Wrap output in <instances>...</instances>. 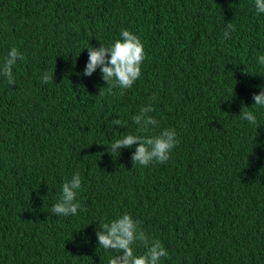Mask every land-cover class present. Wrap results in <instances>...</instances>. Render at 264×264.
<instances>
[{
  "label": "trees",
  "instance_id": "obj_1",
  "mask_svg": "<svg viewBox=\"0 0 264 264\" xmlns=\"http://www.w3.org/2000/svg\"><path fill=\"white\" fill-rule=\"evenodd\" d=\"M122 30L146 58L132 88L108 94L99 69L83 75L86 48ZM12 47L24 59L15 85L0 75V264H108L117 253L96 231L125 213L162 242L160 264H264V108L252 98L264 87V13L254 0H0V65ZM148 105L158 126L145 133L132 117ZM165 128L179 144L163 164L133 166L138 145L107 150ZM77 172L81 208L52 213Z\"/></svg>",
  "mask_w": 264,
  "mask_h": 264
},
{
  "label": "clouds",
  "instance_id": "obj_2",
  "mask_svg": "<svg viewBox=\"0 0 264 264\" xmlns=\"http://www.w3.org/2000/svg\"><path fill=\"white\" fill-rule=\"evenodd\" d=\"M254 6L258 13H264V0H254ZM235 31L232 23H226L224 38L229 39L230 33ZM88 61L85 65L83 75L91 77L97 69L100 70L101 77L106 83L107 93L112 94L115 87L120 89H130L134 83L141 77V66L145 60L144 44L141 39L130 32L122 30L120 38L116 39L111 45L100 47L89 46ZM24 56L16 47H12L8 52L2 65H0V75L7 79L9 85H15L13 66L18 60H23ZM258 63L264 66V55L258 57ZM43 83L54 82L53 75L44 72L42 76ZM114 82V83H113ZM102 88L99 95H104ZM123 92H121V95ZM254 105L264 108V87H261L259 94L253 95ZM248 107H242L240 117L249 124H256V115L248 110ZM154 111L151 105L142 107L139 113L132 117L133 122L138 126L140 132H148L150 128L158 126L157 119L151 115ZM111 126L119 127L121 121L113 119ZM179 144L177 133L173 128H165L157 135H135L127 134L119 139H115L108 152L118 153V150L135 148L131 157L133 166H149L151 163H165L170 159L171 153ZM82 179L77 172L73 174L70 180L62 184L61 194L58 202L51 208V212L56 215L69 216L76 215L81 204L77 201V194L81 190ZM98 245L106 250H113L117 255L109 258L108 264H160L162 258L168 257L164 245L159 239L151 238L140 227V221L125 213L118 218L101 223L99 230L96 231ZM139 242L144 247L143 254L136 255L133 245Z\"/></svg>",
  "mask_w": 264,
  "mask_h": 264
}]
</instances>
